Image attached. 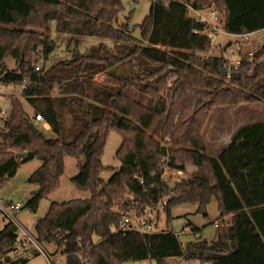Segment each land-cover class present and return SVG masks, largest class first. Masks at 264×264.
<instances>
[{
	"label": "trees",
	"instance_id": "16d2710c",
	"mask_svg": "<svg viewBox=\"0 0 264 264\" xmlns=\"http://www.w3.org/2000/svg\"><path fill=\"white\" fill-rule=\"evenodd\" d=\"M151 1L142 23L131 25L134 10L119 22L123 0H0V65L7 57L17 62L0 82L22 86L28 79L22 96L54 134H33L27 122L33 117L22 99H13L8 131L0 133V187L21 164L41 160L29 177L37 190L28 207L36 212L61 187L66 156L79 159L71 181L91 196L52 202L35 225L37 240L61 249L67 264H170L169 258L264 264V121L240 126L219 157L207 153L204 139L215 107L264 100V61H256L252 73L243 61L228 79L225 57L204 55L211 40L188 7L217 10L230 34L255 33L264 29V0ZM53 29L116 43L101 42L90 53L75 49L69 61L37 70L40 51L47 60L56 49ZM263 53L264 45L256 58ZM100 74L106 78L95 80ZM112 131L123 138L116 153L121 167L105 181L102 156ZM186 164L196 170L171 188L165 167ZM172 190L168 223L176 205L205 208L218 199L214 240L185 243L172 231L112 230L130 208L153 205ZM17 245L16 226L7 222L0 264H28V255L11 257Z\"/></svg>",
	"mask_w": 264,
	"mask_h": 264
},
{
	"label": "rangeland",
	"instance_id": "374dc122",
	"mask_svg": "<svg viewBox=\"0 0 264 264\" xmlns=\"http://www.w3.org/2000/svg\"><path fill=\"white\" fill-rule=\"evenodd\" d=\"M125 11L119 16L120 24L126 21V16L134 10L133 16L130 20L131 25L142 23L143 19L149 14L152 1L151 0H123ZM205 11H208L205 10ZM194 16L193 12H190ZM223 18V16H221ZM50 34L56 40V49L50 57L45 60L42 51L37 56L36 66L40 69L49 68L60 61H69L72 57V52L75 49L83 51L85 53L92 52L101 42L107 43L110 47L115 45V41L109 39H101L98 37H88L80 35H69L58 33L56 30H52ZM136 36H139L138 30L135 32ZM232 36L225 33H220L215 47L210 51L204 53V55H223L227 50ZM245 45L242 48L241 55L245 57L250 50H260L264 45V29L258 33L251 35V42H244ZM232 46V43H231ZM227 54L231 59H235L231 50L227 51ZM256 61H264V53L255 59ZM17 68V62L12 57H7L0 65V78L6 75L8 72H15ZM122 72V69H119ZM106 76L104 74L97 75L95 80H104ZM22 86H16L13 83L0 82V108L5 106L9 101L20 98L25 104L26 110L32 117L33 109L29 106L25 98L22 96ZM256 121H264V100H257L250 103H231L225 102L221 106L215 107L208 121V124L204 131L205 144L207 146V153L214 157H219L220 154L228 147L231 142L232 135L237 129L248 123ZM45 123L36 121L37 127L42 130L48 137L54 136L51 129L44 127ZM1 140V137H0ZM123 138L120 133L116 131L110 132L104 154L102 156V162L106 167L101 172V178L105 181L110 180L115 171H118L121 167V161L117 157L116 153L121 146ZM66 169L61 178V187L54 193L43 198L39 208L36 212H33L28 203L37 190V185L29 181L30 175L42 164L41 160L34 159L27 163H23L19 166L16 175L10 178L3 186L1 195L5 199L20 201L24 204L22 212L18 215V218L35 233V223L37 218L44 217L49 210L52 202H63L72 199H88L91 196L90 191H84L77 188L71 181V179L79 172V159L71 156H66ZM112 167L114 170H111ZM169 168V167H165ZM196 170V167L191 164H186V175L182 178H188ZM167 178V176H165ZM176 182V181H172ZM177 183V182H176ZM127 196H131L128 193ZM166 212V208H165ZM162 212L161 219L156 232L172 231L179 235L182 242L190 241H212L217 235L216 222L220 220L219 202L216 197H213L211 202L205 207L200 208L198 204H179L171 209L172 218L170 222L167 221V215ZM226 217L225 220H228ZM7 219L0 214V230L7 223ZM197 232L199 234H197ZM43 248L48 255L43 251L38 250V254H33L34 251L28 248H22L19 244L17 248L11 253L12 258H18L20 255L26 254L29 256L28 264H67L66 256L62 250L57 248L53 244L44 243ZM31 250V252H29ZM167 262L170 264H193L191 261L179 260L177 258H169ZM5 264V263H4ZM7 264V263H6ZM124 264H158L154 259H148L144 261H129Z\"/></svg>",
	"mask_w": 264,
	"mask_h": 264
},
{
	"label": "built area",
	"instance_id": "2783aa9c",
	"mask_svg": "<svg viewBox=\"0 0 264 264\" xmlns=\"http://www.w3.org/2000/svg\"><path fill=\"white\" fill-rule=\"evenodd\" d=\"M188 7L190 12L194 13L195 19L205 25L204 33L207 34L211 40V48L215 47V43L217 42L220 33L230 34L225 31L223 27V18H221L222 15L217 10L210 8L208 11H205L196 10L190 5H188ZM253 34L254 33L230 34L233 38L227 50L225 51V54H223L226 59V67L229 69L227 74L228 79H231L233 74L240 69L243 61H247L252 64L250 73L253 72L257 50H250L245 57H242L241 55L242 48L245 45L244 42H251V35ZM229 49L231 50L232 55L235 56V59L233 60L227 54ZM36 69L39 70L40 68L36 66ZM27 83L28 79H25L24 85H22V87L24 88ZM12 109V100L0 108V133L8 131L6 122L10 118ZM32 120L35 122V124L36 121L45 123L44 118L40 114L33 117ZM184 175H186L185 169L181 168L173 170L166 168L164 171V177L167 176L166 180L168 182H178L182 179V177H184ZM1 190L2 189L0 187V214L5 217L8 222H11L16 226L18 244L22 248L29 247L31 250H41L47 254L48 257H50L43 248L42 244L37 240L36 234L18 218V215L24 208V204L20 201L5 199L1 195ZM172 196H174L173 190L169 195L165 196L162 200H159L153 205H147L142 209H137L135 207L130 208V210L123 215L120 223L118 225L112 226V230H133L141 233L156 232L162 212H165L169 198ZM182 261L185 262L184 260ZM191 262H193V264H208L201 263L197 259H193Z\"/></svg>",
	"mask_w": 264,
	"mask_h": 264
},
{
	"label": "water",
	"instance_id": "95a60500",
	"mask_svg": "<svg viewBox=\"0 0 264 264\" xmlns=\"http://www.w3.org/2000/svg\"><path fill=\"white\" fill-rule=\"evenodd\" d=\"M28 126L30 128V130L32 131L33 134H36L40 131V129L37 127V125L35 124V122L33 120H28ZM168 185L171 188H176L177 187V183L176 182H168Z\"/></svg>",
	"mask_w": 264,
	"mask_h": 264
},
{
	"label": "crops",
	"instance_id": "0c3cea01",
	"mask_svg": "<svg viewBox=\"0 0 264 264\" xmlns=\"http://www.w3.org/2000/svg\"><path fill=\"white\" fill-rule=\"evenodd\" d=\"M258 32H260V31H258ZM258 32H255V33H258ZM227 35H230V34H227ZM230 36H232V35H230ZM233 38V37H232ZM231 40L232 39H230L229 41H228V43L229 42H231ZM218 56H221V55H218ZM44 127L45 128H47V129H51V126L47 123V122H45V124H44ZM38 219V218H37ZM37 222V221H36ZM35 225H36V223H35ZM34 228H35V226H34ZM34 251V250H33ZM29 252H31V250H29ZM27 253V251L26 252H24V254L23 255H20V256H25V255H28V254H26ZM19 256V257H20ZM15 259V258H14Z\"/></svg>",
	"mask_w": 264,
	"mask_h": 264
}]
</instances>
